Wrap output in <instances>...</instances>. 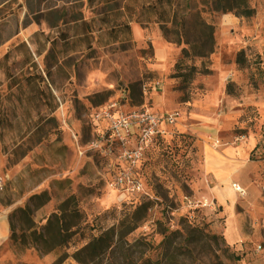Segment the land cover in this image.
I'll return each instance as SVG.
<instances>
[{"label": "rangeland", "instance_id": "374dc122", "mask_svg": "<svg viewBox=\"0 0 264 264\" xmlns=\"http://www.w3.org/2000/svg\"><path fill=\"white\" fill-rule=\"evenodd\" d=\"M241 2L132 0L129 17L75 43L64 109L5 148L0 264H264V0H246L250 17ZM83 3L11 0L0 41L62 26ZM111 105L179 116L132 164L93 126V111ZM210 152L229 165L225 180L207 169Z\"/></svg>", "mask_w": 264, "mask_h": 264}, {"label": "crops", "instance_id": "0c3cea01", "mask_svg": "<svg viewBox=\"0 0 264 264\" xmlns=\"http://www.w3.org/2000/svg\"><path fill=\"white\" fill-rule=\"evenodd\" d=\"M9 1H1L0 8ZM28 1L16 0L24 5ZM57 1L71 5L85 2L81 7L82 14L62 26H21L5 41H0V120L13 116L8 124L0 121V176L5 148L19 146L25 136L36 129L40 115H59L64 109V91L75 79L69 63L77 50L75 43H93L99 26L109 27L116 14L129 17L132 0ZM22 8L25 16L43 11L29 10L28 13L27 6ZM206 167L217 179H226L229 165L221 157L208 153ZM229 219L232 223L228 226L227 237L234 242L239 237L238 232L233 231L237 224L232 217ZM5 230V219L0 213V238Z\"/></svg>", "mask_w": 264, "mask_h": 264}, {"label": "built area", "instance_id": "2783aa9c", "mask_svg": "<svg viewBox=\"0 0 264 264\" xmlns=\"http://www.w3.org/2000/svg\"><path fill=\"white\" fill-rule=\"evenodd\" d=\"M178 116L177 110L161 113L150 108L118 112L111 105L94 110L92 121L95 129L99 130L103 136L107 134L109 139L121 142L123 144L122 155L130 163L135 164L156 138L168 132V128L177 121ZM132 141L135 144L130 147ZM129 178L130 171H127L119 176L114 184L120 186L125 179Z\"/></svg>", "mask_w": 264, "mask_h": 264}, {"label": "bare ground", "instance_id": "6f19581e", "mask_svg": "<svg viewBox=\"0 0 264 264\" xmlns=\"http://www.w3.org/2000/svg\"><path fill=\"white\" fill-rule=\"evenodd\" d=\"M234 186H236V187L233 188V189H230V193L226 189H220L219 190V193H218L220 199H222V200H228V199H231L232 198L231 197V194L236 195V190L241 189V186L240 185H237V184H235ZM231 223H232V221H231V219H229L228 220V226H230ZM228 230H229V227L227 229V232H228ZM233 231H234V233L235 232H238L237 226H234Z\"/></svg>", "mask_w": 264, "mask_h": 264}, {"label": "trees", "instance_id": "16d2710c", "mask_svg": "<svg viewBox=\"0 0 264 264\" xmlns=\"http://www.w3.org/2000/svg\"><path fill=\"white\" fill-rule=\"evenodd\" d=\"M233 7H234V9H236V11L238 12L239 15L250 17L254 13L253 8L247 7L246 0H242V2L240 4H236Z\"/></svg>", "mask_w": 264, "mask_h": 264}]
</instances>
